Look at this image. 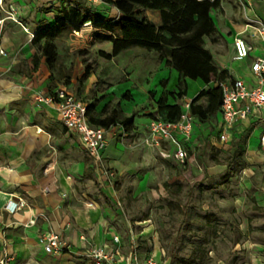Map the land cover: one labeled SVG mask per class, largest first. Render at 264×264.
Segmentation results:
<instances>
[{
  "label": "crops",
  "instance_id": "obj_1",
  "mask_svg": "<svg viewBox=\"0 0 264 264\" xmlns=\"http://www.w3.org/2000/svg\"><path fill=\"white\" fill-rule=\"evenodd\" d=\"M82 1L88 9L91 7L89 3ZM75 2L76 0H0V31L7 23H11V30L19 31L17 25H20L22 31H26L23 37L27 38L23 52L33 54L29 62L32 77L13 74L8 70V66L4 65L6 54H10L11 42L0 41V50L4 53L0 54V254L5 248L11 256H16L15 263L43 264L53 257L57 262L72 260L73 264H91L80 256L85 249L83 238L98 247H104L112 244L113 235L121 238V252L123 255L126 253L127 246L123 236L117 233L107 218L103 219L102 208L87 196V188L90 183L96 181L95 174L92 179L87 178L88 168H93L94 173L96 171L93 160L90 161L77 139L67 132L58 120L54 108H37L34 103V95L38 91L49 94L55 89L50 85L52 69L46 65L39 50L40 46L36 45L37 51L31 47L32 40L38 32L62 19ZM221 5L220 13H214L212 16L217 28V37L228 43L232 56L229 55L227 59L214 57L215 64L219 69L227 71L231 80L242 79L252 85L254 77L251 65L255 59L264 58V45L254 29L257 22L264 25V0H221ZM110 10L112 19L105 21H115L119 18L120 13L116 8L111 7ZM149 13L152 22L160 26L158 14ZM22 31L20 30L21 33ZM27 34L28 36H25ZM99 35L104 36V33ZM237 37L243 38L252 47L245 59L236 58L233 43ZM97 41L95 40L96 43H103L102 46L99 44L96 52L99 59L110 64L100 62L98 74L89 66L90 71L85 78L84 71L80 79L83 86L78 93H82L83 98L79 99H82L87 107H93L90 116L96 119L106 118L112 111H116L120 118L133 119L132 131L138 126L146 129L153 120L151 115L158 112L157 103L161 97L168 96L169 104H173L169 101L171 98L164 92L160 98H152L151 89L158 74L151 81L146 79L144 74L141 82H148V86L143 84L140 87L137 82H132L133 76L125 67L113 65L111 62L136 53L150 54H146L148 52L145 49L132 48L109 61L102 58L100 53L111 54L113 44ZM106 43L111 44L110 50L104 49ZM215 46L209 49L206 45V49L212 55H219L218 42ZM155 55L152 54L151 58L157 59L158 56ZM142 64L146 69L151 67L152 63L148 64L142 60ZM162 67L164 66L161 63L159 68ZM167 70L169 72L159 78L168 76L170 88L172 81L178 82L179 76L174 70L166 68L165 71ZM99 82L103 90L97 93V97L87 98L88 91ZM124 82L132 84L120 87L119 83ZM192 86L197 89L190 95ZM207 86L212 85H206L201 80L186 79V100L192 101L200 92L205 91ZM141 119L147 121L138 125L137 120ZM208 120H195L188 143L195 141L198 136L207 140L212 131L219 139L222 129L220 110L216 115L208 117ZM118 128L120 131H127L117 124L106 129L107 139L109 132ZM263 133L264 107L254 109L246 120L236 122L228 141H221V144L226 149H231L239 143L244 150V180L249 182L250 187L253 186V181L258 182L252 197L256 207L264 211V146L261 143ZM243 139L244 144L240 143ZM15 204L18 208L12 213L9 209ZM32 221H35V224H31ZM50 232L60 235L69 244V250L56 256L47 254L38 243V235ZM147 239L148 237L142 238ZM153 255L158 257L159 252L156 250ZM161 258L163 262H167L163 252Z\"/></svg>",
  "mask_w": 264,
  "mask_h": 264
},
{
  "label": "rangeland",
  "instance_id": "obj_2",
  "mask_svg": "<svg viewBox=\"0 0 264 264\" xmlns=\"http://www.w3.org/2000/svg\"><path fill=\"white\" fill-rule=\"evenodd\" d=\"M90 5L91 18L112 19L111 7L104 0ZM221 9L222 5L212 14L220 13ZM142 12V16L150 22L152 20L149 12L157 13L161 23L156 26H162L158 11ZM121 17L120 14L115 21ZM10 24H4L0 31V41L11 42L10 54H6L4 65L8 66V70L13 74L32 77L29 62L33 54L24 53L22 49L27 41V38L23 37L26 31H22L23 28L17 24L23 33L20 30H11ZM99 33L103 32L88 23L81 31L65 32L54 40L57 58L50 71V85L54 89L65 88L68 92L77 94L76 98H83V94L78 93L83 86L80 79L86 67L91 66L98 74L100 62L110 64L100 60L96 53L99 44H103L95 42L98 40L96 37L100 36ZM217 42L220 54L212 55L206 45L209 49L212 46L215 48ZM31 47L36 51L38 49L36 45ZM110 48L111 44L106 43L104 49ZM204 49L211 54L214 64V57L227 59L229 55L232 56L228 43L218 38L217 32L204 38ZM145 50L148 52L146 54L150 55L136 53L118 61L113 60L111 64L125 67L133 76L132 82H137L140 87L143 84L148 86V82H141L144 74L149 81L158 74L152 85V98H160L162 92L167 93L171 98L170 102L179 104L182 111L185 110V106L191 103L186 100V79L189 78L181 79L180 74L167 65L169 58L161 59L159 52ZM152 54H156L158 58L152 59ZM142 60L148 64L151 62V67L145 69ZM161 63L164 66L162 69L159 68ZM215 66L218 67L216 64ZM166 68L174 70L179 76L178 82L172 81L173 88H169L168 76L159 78L169 72L165 71ZM132 82L119 83V86ZM102 88L100 82L92 86L87 98L97 97ZM208 88L211 86H207L205 91ZM196 89V86L190 87V95H193ZM198 104L205 107L206 98L200 99ZM151 116L153 120L165 121V117L158 112ZM146 121L137 120V124L142 125ZM148 138L147 128L138 126L129 132L120 131L119 128L112 129L99 163L93 162L96 181L90 183L87 188V196L102 208L103 219L107 218L117 233L123 236L127 246L125 256L136 253L140 259H146L157 250L158 262H162L161 252H164L170 264H178L197 250L196 256L200 257L202 264H264V211L256 207L252 197L258 182L253 181V186L250 187L249 182L244 180V169L238 170L233 178L225 179L228 171L227 158L234 153V146L226 149L212 131L209 139L198 136L195 141L184 146L187 157L182 163L174 157V144L161 141L158 148L151 144L150 140L148 142ZM262 163L264 164V161ZM103 172L112 173L113 176L105 179L102 177ZM262 174L264 176V171ZM41 235H38V243ZM144 237L148 239L142 240ZM15 258L16 256L12 255L11 263L29 264L15 263ZM55 260L51 257L43 264H73L72 260Z\"/></svg>",
  "mask_w": 264,
  "mask_h": 264
},
{
  "label": "trees",
  "instance_id": "obj_3",
  "mask_svg": "<svg viewBox=\"0 0 264 264\" xmlns=\"http://www.w3.org/2000/svg\"><path fill=\"white\" fill-rule=\"evenodd\" d=\"M105 3L116 8L121 14L117 21L91 18L90 10L82 0H76L70 6L62 19L38 32L33 45H39V50L45 58L46 65L52 69L57 58L54 40L65 32L81 31L85 24L90 23L99 29L104 36H97L99 41L111 42V54L104 52L100 56L112 60L124 51L139 47L157 51L161 59L169 58L167 65L175 69L181 79L202 80L206 85H212L207 91H202L190 103V112L197 122H205L211 115H216L222 103V90L219 82L231 78L227 71H221L215 66L211 54L204 49V38L211 37L217 32L212 19V12L219 9L220 0H104ZM143 10L158 11L162 26L157 27L142 16ZM43 44L41 45V43ZM90 67L87 66L84 78L88 76ZM182 82V81H181ZM174 97V96H172ZM206 98L207 105L198 104L200 99ZM92 106L87 107L89 121L95 126L109 129L117 124L125 130L133 129L132 118H120L116 111L103 119L90 116ZM106 109V108H105ZM105 109L103 112H105ZM179 104H169L168 96H163L158 102V113L167 122H176L181 114ZM240 143L244 144L245 139ZM234 153L227 158L228 171L225 179L235 176L238 170L245 167L244 150L239 143L235 144ZM92 162V160L90 159ZM93 163V162H92ZM93 168L87 169V178L92 179ZM194 250L187 259L178 264H202L200 257ZM170 263V262H169Z\"/></svg>",
  "mask_w": 264,
  "mask_h": 264
},
{
  "label": "built area",
  "instance_id": "obj_4",
  "mask_svg": "<svg viewBox=\"0 0 264 264\" xmlns=\"http://www.w3.org/2000/svg\"><path fill=\"white\" fill-rule=\"evenodd\" d=\"M84 1L89 4L101 2V0ZM254 29L264 45V25L257 22ZM75 32L77 33V31ZM233 48L237 59L247 58L252 50V47L241 37L234 40ZM0 54H4L3 51L0 50ZM251 72L254 77L252 85L242 79H228L219 82L223 96L220 106L222 129L219 138L223 142L228 141L229 134L236 122L246 120L254 109L264 107V58L254 60L251 65ZM34 103L37 108H54L58 120L67 132L77 139L94 163H99L107 145L108 131L90 123L87 105L83 101L65 88H57L49 94L37 92L34 95ZM194 123L195 118L190 112V104H187L176 122L152 120L147 127L148 142L150 140L151 144L158 148H160L161 141L174 144L176 146L174 157L176 161L183 163L187 157L184 146L191 140ZM261 143L264 146V133L261 137ZM112 176L113 174L109 172H103L102 175L105 179H110ZM17 208L18 205L15 204L9 211L13 213ZM31 224H35V221H32ZM83 241L85 242V249L80 256L91 264H170L168 261L158 262L153 254L146 259H140L136 253H131L129 256L123 255L121 252L122 241L118 235H113L110 246L98 247L86 238H83ZM39 244L47 254L52 256L69 250V244L60 235L53 232L42 234L39 237ZM163 255L165 257L164 252ZM11 261L12 256L4 248L0 254V264H10Z\"/></svg>",
  "mask_w": 264,
  "mask_h": 264
}]
</instances>
